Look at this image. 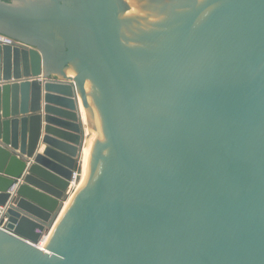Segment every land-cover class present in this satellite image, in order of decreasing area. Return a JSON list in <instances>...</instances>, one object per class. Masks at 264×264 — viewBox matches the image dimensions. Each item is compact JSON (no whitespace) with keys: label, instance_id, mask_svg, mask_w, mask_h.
<instances>
[{"label":"water","instance_id":"obj_1","mask_svg":"<svg viewBox=\"0 0 264 264\" xmlns=\"http://www.w3.org/2000/svg\"><path fill=\"white\" fill-rule=\"evenodd\" d=\"M0 34V264H264V0H0Z\"/></svg>","mask_w":264,"mask_h":264},{"label":"bare ground","instance_id":"obj_2","mask_svg":"<svg viewBox=\"0 0 264 264\" xmlns=\"http://www.w3.org/2000/svg\"><path fill=\"white\" fill-rule=\"evenodd\" d=\"M80 111H81V118H82V122H83V125H84V130H85V140H84V145H83V148H82V153H81V158H80V172H79V176H78V179H76L75 181V185H74V191L70 194L68 200L64 203V206L55 222V224H57V222L60 220L61 216L64 214L65 210L67 209L72 197L74 196L78 186H79V183H80V179H81V172H82V164H83V155H84V147H85V141H86V137H87V132H88V116H87V113L82 109L80 108ZM55 226V225H54ZM52 230L47 234L45 235V237L41 240V242L39 243V248H42L44 249L46 247V245L48 244L49 240H50V236H51V233H52Z\"/></svg>","mask_w":264,"mask_h":264},{"label":"built area","instance_id":"obj_3","mask_svg":"<svg viewBox=\"0 0 264 264\" xmlns=\"http://www.w3.org/2000/svg\"><path fill=\"white\" fill-rule=\"evenodd\" d=\"M10 42H11V40L9 38L0 34V43H10ZM77 177H78V172H76L74 174V178L70 183V190H71L70 194L74 191V185H75V181H76ZM3 210L4 209L0 206V219L2 218L1 216L3 214Z\"/></svg>","mask_w":264,"mask_h":264},{"label":"crops","instance_id":"obj_4","mask_svg":"<svg viewBox=\"0 0 264 264\" xmlns=\"http://www.w3.org/2000/svg\"><path fill=\"white\" fill-rule=\"evenodd\" d=\"M4 36V35H3ZM6 37V36H5ZM7 38H9V37H7ZM10 39V38H9ZM78 104H79V107L81 108V105H80V101H79V97H78ZM84 126V125H83ZM44 149V145H42V147H41V149L39 150V152L41 153L42 152V150ZM78 176H79V173H78ZM77 179H78V177H77Z\"/></svg>","mask_w":264,"mask_h":264},{"label":"rangeland","instance_id":"obj_5","mask_svg":"<svg viewBox=\"0 0 264 264\" xmlns=\"http://www.w3.org/2000/svg\"><path fill=\"white\" fill-rule=\"evenodd\" d=\"M80 167V166H79ZM78 173L80 172V168L78 169V171H77Z\"/></svg>","mask_w":264,"mask_h":264}]
</instances>
